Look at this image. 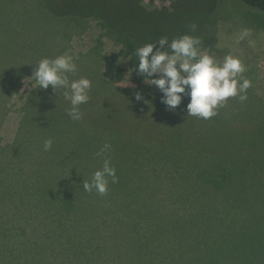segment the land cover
I'll use <instances>...</instances> for the list:
<instances>
[{
	"label": "trees",
	"instance_id": "1",
	"mask_svg": "<svg viewBox=\"0 0 264 264\" xmlns=\"http://www.w3.org/2000/svg\"><path fill=\"white\" fill-rule=\"evenodd\" d=\"M172 1V9H149L143 0H33L48 18L62 19L71 29L82 28L85 20L95 21L104 31L103 37L119 44L121 55L129 57L128 68L109 59L98 41L94 51L74 59L77 72L70 74L72 79L92 81L90 99L80 105L83 119L73 121L67 114L70 105L63 90L59 93L51 86L46 90L37 86L22 95L16 128L8 137L4 132L12 105L20 99L21 87L36 66L22 73L12 71L7 62L15 48L0 40L6 63L0 65V264H183L177 260L194 254L192 250L202 256L200 264H264V245L250 242L252 237L246 240L226 233L230 232L226 224L232 211L221 196H212L208 200L213 204L203 202L198 209V220L206 229L198 226L186 232L182 227L193 218L187 204L191 196H182L177 183L188 175V168L175 162L177 157L197 155L205 165L222 159L258 168L264 129L262 125L252 130L234 126L223 107L210 119L188 116L189 97L170 110L161 103L162 93L143 82L144 77L135 70V49L162 36L169 41L184 33L200 37L221 0ZM240 1L264 11V0ZM192 24L198 26L195 32ZM207 42L201 47H207ZM43 43L36 40L34 48ZM211 44L207 49L213 54V40ZM44 57L54 58L42 54L39 60ZM107 66L112 69L110 79ZM129 71L136 85L116 84ZM137 92L143 100H136ZM37 114L41 119L32 121ZM26 122L30 127L24 131ZM61 123L65 126H59ZM32 126L41 131L36 140L27 136ZM62 128L73 132L76 149H83L80 158L89 159L97 169L103 167V158L96 154L105 143L111 145L106 156L116 169L118 182L111 183L109 178L105 196L69 184L70 195V188L61 187L65 182L49 180L56 170L52 163L64 158L59 154L57 133L52 136L49 132ZM47 139L55 149L44 150ZM65 169L58 167V173ZM46 185L57 192L45 190ZM197 197L208 201L205 196ZM259 215V233L264 236V210ZM227 238L234 239L228 243ZM192 240L197 243L190 244ZM221 246L225 253L219 255L216 247Z\"/></svg>",
	"mask_w": 264,
	"mask_h": 264
},
{
	"label": "rangeland",
	"instance_id": "2",
	"mask_svg": "<svg viewBox=\"0 0 264 264\" xmlns=\"http://www.w3.org/2000/svg\"><path fill=\"white\" fill-rule=\"evenodd\" d=\"M143 3L149 9L163 6L173 8L172 0H143ZM192 4H194V0H192ZM60 20L61 22H57L53 18H48L47 14L42 13L34 5L33 0H0V40L9 41L10 44L13 43V48H15L10 50V59L7 66L12 71L22 73L25 69H33L42 54L54 57L67 54L72 56L73 60L82 58V53H91L98 47V41H102L100 46L104 49L105 54H108L109 59L115 58L128 68L129 57L121 55L122 48L119 44L114 43L108 37H103L104 31L99 28L95 21L85 20L82 28L71 29L64 20ZM63 25L66 28H63ZM72 25L74 26V24ZM242 27L252 29L251 38L257 42L255 48L249 47L247 40L242 41L239 45L234 43L236 35ZM200 39L202 44L206 41L209 42H207V47L212 45L211 41L213 40V54L216 55L217 59L222 60L225 55L231 52L240 56L246 64L247 70L243 75L252 81V86L248 89V99L241 102L238 97L229 98L227 103L222 106L225 108L232 124L236 127L250 126V130L262 125L261 128L264 129V11L240 0H221L212 20L203 28ZM36 40H38V43L39 40L44 43L34 48ZM203 47L205 48H202V50L211 53L206 46ZM4 60L3 53H0V65L6 64L3 63ZM105 71L107 72V78L110 79L112 73L110 66H107ZM130 72L125 74L123 78L118 79L116 84L127 88L135 86L136 83L133 81ZM32 75L33 72L27 75L25 83L21 87L20 99L14 101V105H12L13 112L7 118L5 125L4 133L7 137L16 128L15 119L18 118L16 112L20 113L17 109H20L23 103L22 95L27 94L33 88L31 87V83L34 82L31 78ZM143 82L145 83V80ZM151 87L156 91H160L155 86ZM35 118L41 119V114H37L32 121ZM62 125L65 126L62 123L59 126ZM29 127V122H26L24 131ZM49 133L51 135L57 133V141L61 144L58 147L59 154L64 157L52 163V167H56V170L49 180H52V183L55 180L65 182L61 186L63 190L70 188V185H83L84 180L89 182V174H93L98 170L97 165L90 162L89 159L80 158L79 153L83 149H76L75 146L78 141L73 136V132L62 128V130L50 131ZM40 134V128L32 126L27 136L36 140V135ZM90 143L93 146L97 145V142L93 140ZM38 148H41V146ZM52 148L55 149V146L52 145ZM178 161L183 163V167L188 168V170H185V174L188 175L177 182L181 186L182 196H191L187 204L192 207L188 213L193 221H190L189 225L182 223V227L186 232L188 230L192 231L198 226L204 229L207 228L200 224V220H198V209L203 202L208 205L213 204V200H208L212 196H221L226 203L230 204L229 209L232 211L231 217H229L230 221L226 224V227L230 228V232L226 233L235 238L236 235L242 236L246 240L252 237V240L249 239L250 242L264 245V236L259 233L262 231V227L258 226V224H261L259 212L264 210V152L261 154L258 168L222 159L213 163L207 162L206 166L205 160L197 155L187 156L186 159L180 160L177 157L175 162ZM58 167L67 168L65 169L67 171L63 174L58 173ZM36 182L35 179V186H37ZM38 187V193L42 194L41 186ZM43 188L57 192L56 188L51 185L43 186ZM67 191L70 195H73L71 188ZM94 193L95 196H105L98 194L96 191ZM197 196H205L208 201H200ZM182 204H185L184 200ZM226 233L224 235H227ZM233 239L227 238V242L229 243ZM195 243L197 242L194 240L190 241L192 245ZM227 246L224 247L229 249ZM192 252L194 254L185 255V258L181 257L177 261L183 264H194V262L200 264L204 261L198 250L196 253L193 250ZM216 252L219 255L225 253L223 246L216 247Z\"/></svg>",
	"mask_w": 264,
	"mask_h": 264
},
{
	"label": "clouds",
	"instance_id": "3",
	"mask_svg": "<svg viewBox=\"0 0 264 264\" xmlns=\"http://www.w3.org/2000/svg\"><path fill=\"white\" fill-rule=\"evenodd\" d=\"M197 27L196 24L190 25L192 32ZM251 37L252 29L242 27L234 43L239 45L247 40L249 47L255 48L257 42ZM201 45L200 37L190 33L175 36L171 41L167 36H162L154 43H146L135 49L138 60L135 70L144 77L146 84L160 90L161 103L166 108L176 109L185 97H189L187 115L210 119L229 98L238 97L241 102L246 101L252 81L243 75L247 67L240 56L229 52L219 60L215 54L202 50ZM35 65L31 87L38 86V89L46 90L51 86L59 93L63 90L64 99L70 105L67 114L73 121H81L83 112L80 105L88 103L92 81L87 77L70 78V74L77 72L73 57L67 54L54 58L45 57ZM143 99L142 94L137 92L136 100ZM52 143L51 139L45 140L44 150H50ZM109 151L111 145L105 143L96 154L103 158V167L93 173L90 183L83 181L84 191L95 190L98 194L105 195L109 178L111 183L118 182L116 169L106 156Z\"/></svg>",
	"mask_w": 264,
	"mask_h": 264
}]
</instances>
